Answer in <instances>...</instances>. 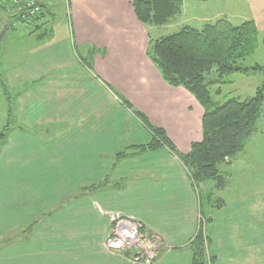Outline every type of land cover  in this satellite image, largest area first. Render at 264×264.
<instances>
[{
  "label": "crops",
  "instance_id": "crops-1",
  "mask_svg": "<svg viewBox=\"0 0 264 264\" xmlns=\"http://www.w3.org/2000/svg\"><path fill=\"white\" fill-rule=\"evenodd\" d=\"M70 1L77 42L96 50L89 58L91 69L81 56L64 57L47 36L42 42L34 37L25 61L5 72L11 92L24 85L16 97L15 121L33 133L14 130L0 147V238L9 242L31 221L37 223L26 241L0 243V264H128L122 253L102 245L111 226L106 213L113 211L137 219L146 233L158 234L173 246L154 264H190V249L181 244L196 233L198 190L165 148L124 158L129 161L111 171L114 154L122 147L149 141L112 90L143 112L150 124L164 129L184 154L201 139L203 109L184 88L168 85L149 60L150 26L137 20L130 0ZM247 1L252 18L243 19H251L264 33V0ZM5 121L0 96V128ZM108 173L112 183L98 189L100 198L82 189ZM228 186L226 181L220 190L231 198ZM200 187L213 189L208 183ZM205 194L202 211L212 264H264L261 194L236 191L230 202L219 197L221 206L209 210ZM20 243H28L29 251ZM52 243L58 249L52 250Z\"/></svg>",
  "mask_w": 264,
  "mask_h": 264
},
{
  "label": "trees",
  "instance_id": "trees-1",
  "mask_svg": "<svg viewBox=\"0 0 264 264\" xmlns=\"http://www.w3.org/2000/svg\"><path fill=\"white\" fill-rule=\"evenodd\" d=\"M31 1L39 7V10L32 14H29L26 8L17 11L12 0H0V8L9 13V18L5 22L8 29L14 22H18L23 27L33 25L30 32L39 40H43L49 35L46 27L43 29L45 25L43 22L47 21L45 18L47 6L39 0ZM182 1L130 0L137 20L148 26H161L168 23L174 15L179 13ZM6 3L8 7L5 6ZM258 36L259 32L252 20L233 25L225 19H219L212 24H204L200 29L185 26L157 39L149 38L146 54L162 79L170 86L184 88L202 107L201 139L192 142L187 153H181L164 129L150 124L143 112L112 90L121 105L130 110L150 133V138L144 144L128 145L115 153L111 171L124 158L165 148L182 163L192 183L198 186L201 183L213 181L215 189H223L226 186V180L220 173L219 166L223 163L229 164L243 150L247 139L255 130L264 102V65L241 64L243 59L256 50ZM262 42L264 43V35ZM95 52V49L89 48L87 57L81 59L89 69H91L89 58ZM213 72L215 75L211 77ZM232 73L243 75L262 73L263 81L251 96L243 100L229 97L221 103L214 101L210 87L228 84L230 81L225 77ZM22 91L23 88L17 90L18 93ZM219 91L218 87L215 93L219 94ZM18 93L11 92L5 75L0 70V96L4 98L6 112V121L0 128V147L6 143L9 134L15 129L26 132L30 130L15 121ZM108 175L110 173L99 182L83 186L82 189L92 191L104 188L109 184ZM36 223V220L31 221L12 240L9 239V242L2 245L13 241H26ZM208 241L201 229H198L188 242L191 253L190 264L213 263L214 257L207 256Z\"/></svg>",
  "mask_w": 264,
  "mask_h": 264
},
{
  "label": "rangeland",
  "instance_id": "rangeland-1",
  "mask_svg": "<svg viewBox=\"0 0 264 264\" xmlns=\"http://www.w3.org/2000/svg\"><path fill=\"white\" fill-rule=\"evenodd\" d=\"M39 1L45 3L47 6L46 7L47 11L45 12V18L47 21L43 22V24L45 23V25H43V29L46 27V30L49 32L48 39L52 38V40H55L58 43V46L61 48V54L66 58H72L75 56L74 58L77 60L79 58L78 56H81L83 58L87 57L84 54V52L86 53V50L90 48L87 46L89 45V43L88 44H85L84 42L80 43L77 42L76 40L77 39L76 31L74 28L75 24L72 21L73 12L71 10V1L70 0H39ZM240 4H242L241 0H183L179 13L174 15L169 20L168 23L161 26H150L148 28L149 29L148 33L150 36L149 38L157 39L161 36L176 32L185 26L200 29L204 24L207 23L212 24L219 19H225L233 25H238L245 20L243 19L244 16H246V18L247 17L252 18L248 1L245 0V4H244L245 6L244 5L240 6ZM5 6L8 7V3H6ZM8 18H9V13L0 8V30L6 24L5 22L8 20ZM32 29H33V25L29 27L27 26L23 27L20 26L18 22H14L12 27H10L9 29L7 28L0 42V70L4 73V75L9 67L14 69V67L17 66L16 64H18L19 61L24 60L29 48L34 44L36 40V39L34 40V37L36 38V36L35 34H32L30 32ZM263 35H264L263 32H259L256 50L254 51L253 54L247 56L245 59L241 61L242 65L244 66H252L254 64L264 65V43L262 42ZM37 41L42 42V40H37ZM45 53L48 54L47 51ZM214 75L215 73L213 72L211 77H214ZM225 79L230 82L222 86L213 85L210 87V91L211 94L213 95V99L218 103L225 101L229 97H236L239 98L240 100H243L248 96H251L255 92L256 88L263 81V74L256 73L251 75H243L239 73H232L226 76ZM42 81L44 80L42 79L41 82ZM23 87L24 85H19L20 89ZM218 87L220 91L219 94H216L215 90ZM40 107L41 106H39V109ZM140 125L146 130V128L141 123ZM41 126L42 124L40 125L39 128H41ZM39 128H37V130ZM29 131L33 133L32 129ZM200 131H201V127H200ZM147 133L150 134L148 131ZM120 147L122 146H119L118 149H120ZM122 161L128 162L129 160L124 159L121 160L120 162ZM220 171L221 174H223L224 179L228 181L229 186L227 190V195H229L231 198H233V194L236 191H239L240 193L249 191V192L260 193L261 198L264 199V193H263L264 192V102L261 107L260 117L255 125V130L247 139L243 150L239 152L232 159L229 165H227L226 163L221 164ZM224 171H226L228 175L224 174ZM111 175L112 174L108 175L109 182L111 181L110 179ZM111 183L112 182H110L109 184ZM206 183H208L209 187L212 186L213 189H209V191L206 189L201 190L200 185L202 183L199 184L198 186L195 183L192 184L198 190L197 196L200 198V202H201V207L200 209L197 208V212H196L197 214L196 232L198 231V229H201L203 236L208 239L205 228L207 218L205 217L204 212L202 211V202L204 200L203 197L204 194L208 193L209 195L208 200L210 204L208 203L207 205L208 210L219 208L218 205H220L219 202H221V199L219 197L225 199L226 202H230L231 198L224 197L223 191L220 189L216 191L215 195L213 196V192H215L214 190H217L213 186L214 182L208 181ZM116 185L117 182L113 187L115 188ZM109 189L111 190L112 188ZM99 190L97 191L92 190L93 192L89 193L90 196L94 193H97L94 198H100L103 195L98 194ZM215 196L218 198H216ZM206 204L207 202L205 203V205ZM116 214L122 215L121 212H115V211L106 213L109 222H110V217ZM112 230L113 229L110 226L106 234V237L102 243L103 247L106 250H110L108 249V247H106L105 240L107 236L112 233L111 232ZM138 231L143 236L145 235L146 238H148V240L144 242L135 240L134 242L135 244L137 243L136 246L140 247L139 249L141 250V253H144V251H148V252L151 251L153 253L154 256L152 257L151 260L152 262H150V264H154L155 259L162 251L173 249V246L163 243L160 235L155 233H146V231L143 228H140ZM34 241H38L37 238L34 239ZM5 242H7V239L4 240V238L3 239L0 238L1 244H4ZM188 242L186 244L185 243L181 244V246L187 248L186 245L188 246ZM148 243H150L151 245ZM152 243L155 245H152ZM27 244L28 243L26 244L24 243L20 245V247L21 246L23 247L22 250L29 251V244L28 246H26ZM50 244L51 243H49V245ZM52 244H54L53 248H51L52 250L58 249V244L56 243H52ZM36 246L39 248L40 243L36 242ZM123 248L127 250L130 249L133 255L134 253L133 251L135 250L136 247H134L133 244H128V245H124ZM114 251L120 253L119 252L120 250L119 251L114 250ZM207 256L210 257L208 253ZM129 261L130 260L127 259L126 262L128 264H132Z\"/></svg>",
  "mask_w": 264,
  "mask_h": 264
},
{
  "label": "built area",
  "instance_id": "built-area-1",
  "mask_svg": "<svg viewBox=\"0 0 264 264\" xmlns=\"http://www.w3.org/2000/svg\"><path fill=\"white\" fill-rule=\"evenodd\" d=\"M13 3L16 5V10L21 11L26 8V11L29 14L37 12L39 7L34 5L33 1L31 0H12ZM200 217V216H199ZM110 223L112 227V233L109 234L105 240L106 247L110 250H117L124 255L125 258L130 260L132 264H150L152 262V257L154 256L153 253L150 251H144L141 253L139 246H136L135 240L140 242L147 241L148 238L146 236L139 233V229L142 228V224L132 218L126 217L121 214L112 215L110 217ZM133 242V243H130ZM133 244L135 250L132 251L130 249H124V245ZM150 244V243H148ZM147 244V245H148ZM151 245V244H150ZM152 245H155L152 243ZM126 253H130L127 255Z\"/></svg>",
  "mask_w": 264,
  "mask_h": 264
},
{
  "label": "water",
  "instance_id": "water-1",
  "mask_svg": "<svg viewBox=\"0 0 264 264\" xmlns=\"http://www.w3.org/2000/svg\"><path fill=\"white\" fill-rule=\"evenodd\" d=\"M7 28H8V25L5 24V25L2 27V29L0 30V42H1V40H2V38H3V36H4V34H5V32H6V30H7Z\"/></svg>",
  "mask_w": 264,
  "mask_h": 264
}]
</instances>
